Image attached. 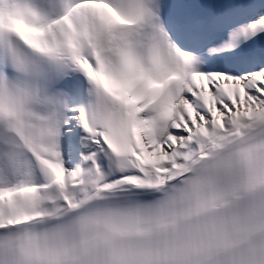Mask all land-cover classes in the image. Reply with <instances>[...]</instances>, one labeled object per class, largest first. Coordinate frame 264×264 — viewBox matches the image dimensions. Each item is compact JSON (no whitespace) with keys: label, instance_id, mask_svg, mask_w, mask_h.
Masks as SVG:
<instances>
[{"label":"snow or ice","instance_id":"1","mask_svg":"<svg viewBox=\"0 0 264 264\" xmlns=\"http://www.w3.org/2000/svg\"><path fill=\"white\" fill-rule=\"evenodd\" d=\"M0 264H264V0H0Z\"/></svg>","mask_w":264,"mask_h":264}]
</instances>
